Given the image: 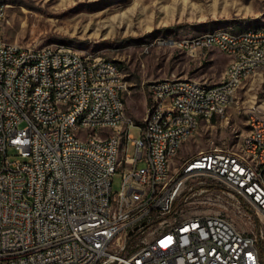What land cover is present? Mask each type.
Here are the masks:
<instances>
[{"label": "built area", "instance_id": "built-area-1", "mask_svg": "<svg viewBox=\"0 0 264 264\" xmlns=\"http://www.w3.org/2000/svg\"><path fill=\"white\" fill-rule=\"evenodd\" d=\"M6 15L0 7V264H263L264 230L245 231L235 219L255 215L264 223L262 112H250L254 128L243 137L259 166L223 147L206 157L194 152L170 176L162 168L174 144L187 143L181 134L199 116L215 121L214 111L231 105L229 89L242 71L262 68L264 47L245 50V42L264 34L211 36L223 54L237 51L227 86L177 77L148 82L142 134L134 140L127 132L133 123L123 119L128 90L114 88L115 69L102 58L87 67L85 56L69 47L36 50L9 42ZM179 43L188 52L204 45V37ZM168 80H177V88H168ZM149 92L158 96L156 108H149ZM50 97H60L66 114L51 107ZM167 98L179 100L181 112L172 113ZM29 112L39 114V124L29 122ZM79 113H87L82 124L95 127L96 137L73 140ZM129 140L135 157L119 154V144ZM11 151L23 161H11ZM117 173L123 186L113 194Z\"/></svg>", "mask_w": 264, "mask_h": 264}, {"label": "rangeland", "instance_id": "rangeland-1", "mask_svg": "<svg viewBox=\"0 0 264 264\" xmlns=\"http://www.w3.org/2000/svg\"><path fill=\"white\" fill-rule=\"evenodd\" d=\"M4 2L7 5L4 21L7 41L36 48L69 45L85 57L106 58L120 68L128 85L127 115L134 120L127 132L134 140L140 139L142 134L140 125L146 116L145 85L148 82L177 77L216 85L224 80L229 60L217 47L184 52L178 49L179 41L217 29L237 32L264 26V0ZM251 111L264 114V72L242 84L224 116L204 123L193 137L197 141L181 147L178 157L212 148L238 150L249 129ZM80 132L78 135L83 140L86 132ZM123 145L126 153L136 156L132 140ZM10 155L11 161H23L15 151ZM178 157L180 161L182 158ZM144 167L145 163L139 164V168ZM122 186L123 175L117 173L113 178V194H118ZM235 219L245 231L264 230V223L255 215L252 221L244 220L241 215ZM262 245L264 247V239Z\"/></svg>", "mask_w": 264, "mask_h": 264}, {"label": "bare ground", "instance_id": "bare-ground-1", "mask_svg": "<svg viewBox=\"0 0 264 264\" xmlns=\"http://www.w3.org/2000/svg\"><path fill=\"white\" fill-rule=\"evenodd\" d=\"M0 7L7 8V5L2 3V1L0 0ZM244 34L262 35L264 34V26L259 27L257 29H246L237 32L232 31L228 28L214 30L213 32H209L202 35L204 37V45H197L193 47V50L202 47L218 48V46H216V39L211 37L213 35H232V37H242L244 36ZM54 46L69 47L74 49L72 46L69 45L58 44ZM48 47L49 46L43 48H36V50H45V48ZM260 47H264V39H255V42H245V50H260ZM178 49L187 51V46L185 44L180 43ZM218 49L223 53V50H221L220 48ZM224 55L229 57L231 60L227 68V71L225 73L224 81L216 85L199 83V86H204V87L227 86L226 78H230V73L232 72L233 60L237 58V51H229L227 54ZM102 63L104 67H111L115 69L118 74V81H114V88L124 87V90H128L127 82L125 81L124 75L120 70V68L113 61L106 58H102ZM85 64L87 65V67H96V60L94 58L85 57ZM263 72H264V63H262V68L245 69L244 71H242V77L237 79L234 88L229 89V102L232 103L236 92L248 78L257 76L258 74H261ZM168 88H177V80H168ZM149 95L151 98V103L149 108H156V106L158 105V96L156 92H149ZM50 104L51 107L57 108L58 114H66V106L62 104V100H60V97H50ZM167 107L169 110H171L172 113L181 112V103L179 100L175 98H167ZM228 107L229 106H225V108L223 109L214 111V118L223 117ZM87 111H94V103H87ZM123 119L125 120L126 123H134V120L127 115L126 108H123ZM212 120L213 118L208 116H199V118L196 119V127L193 128V130H186L184 131V133L181 134V142H188L190 138H192L197 134L202 124L204 123L209 124L212 122ZM84 121H87V113L76 114L72 119V138L76 142H83V140H81V138L78 135L80 131L86 132L89 135V137H96L95 127H89V124H82V122ZM172 121H173V114H166L165 122H172ZM29 122L31 124H39V114H37V112H29ZM105 127H114V120H105ZM248 128L249 129L254 128V121L252 114L250 115V118L248 120ZM46 132H53V125H46ZM184 144L185 143L174 144L173 149H171L170 152V160L164 161V166L162 168V176H170L171 172L181 171V169H183L186 166L188 157L182 158L180 161H177L180 148ZM209 150H215V153H223V148H212ZM120 152L126 154L125 145L119 144V154ZM230 154H236V156L241 157V159H245L249 166H259V159L255 158V155L252 151V147L245 145L244 140H242V142L240 143L238 150H233L232 148H230ZM193 156H189V157H193ZM198 156L199 157L208 156V150L201 151L200 153H198Z\"/></svg>", "mask_w": 264, "mask_h": 264}, {"label": "crops", "instance_id": "crops-1", "mask_svg": "<svg viewBox=\"0 0 264 264\" xmlns=\"http://www.w3.org/2000/svg\"><path fill=\"white\" fill-rule=\"evenodd\" d=\"M241 30H242V29H241ZM236 31H240V30H236ZM216 49H217V48H216ZM179 50H180V49H179ZM208 50H209V49H208ZM181 51H184V50H181ZM198 51H199V50H198ZM198 51H197V52H198ZM219 51H220V50H219ZM184 52H187V51H184ZM197 52H196V53H197ZM220 52H221V51H220ZM221 53H222V52H221ZM224 56H225V55H224ZM225 57L229 60V64H230V61H231L230 58L227 57V56H225ZM229 64H228V66H229ZM228 66H227V68H228ZM226 70H227V69H226ZM225 73H226V71H225ZM224 78H225V74H224ZM251 78H253V77H251ZM251 78H248L246 81H248V80L251 79ZM223 81H224V80H223ZM246 81H245V82H246ZM245 82H244V83H245ZM244 83H243V84H244ZM145 91H146V89H145ZM146 93H147V91H146ZM147 95H148V93H147ZM150 103H151V98H150V95H149V105H150ZM215 118H217V117H215ZM215 118H214V119H215ZM202 125H203V124H202ZM202 125H201V126H202ZM200 128H201V127H200ZM197 133H198V132H197ZM193 137H194V136H193ZM193 137H192V138H193ZM190 142H191V141L189 140V142L185 143L184 145H186V144H188V143H190ZM184 145H183V146H184ZM183 146H182V147H183ZM200 152H201V151H200ZM200 152H199V153H200ZM179 154H180V152H179ZM190 156H193V155H190ZM187 157H189V156H183V157H178V158L180 159V158H187Z\"/></svg>", "mask_w": 264, "mask_h": 264}, {"label": "trees", "instance_id": "trees-1", "mask_svg": "<svg viewBox=\"0 0 264 264\" xmlns=\"http://www.w3.org/2000/svg\"><path fill=\"white\" fill-rule=\"evenodd\" d=\"M1 1H2V3L6 4V3L4 2V0H1ZM260 247H261V254H262V259H263V264H264V247H263V245H262V242L260 243Z\"/></svg>", "mask_w": 264, "mask_h": 264}]
</instances>
